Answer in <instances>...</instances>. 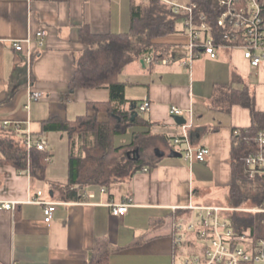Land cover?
<instances>
[{
    "label": "crops",
    "instance_id": "obj_1",
    "mask_svg": "<svg viewBox=\"0 0 264 264\" xmlns=\"http://www.w3.org/2000/svg\"><path fill=\"white\" fill-rule=\"evenodd\" d=\"M130 3L0 0V124L17 122L35 136L50 139L51 132H42L43 121H73L88 113L87 103L107 101V89L68 86L76 58L86 49L79 34L83 26L92 34L125 32ZM39 30L45 31L41 45L36 39ZM27 37L33 41L16 52L13 42ZM158 42L170 46L168 53L179 58L189 37L183 29ZM118 80L125 83L126 98L138 101L136 109L148 122L140 125L143 140L149 142L143 150L146 170L107 186L85 185L80 189L82 199L68 200L61 192L66 171L50 175L46 170L44 179H37L27 169L16 170L3 162L0 152V264H88L101 245L109 246L108 264H183L184 256L198 250L193 232L178 241L184 231L177 226L198 222L190 205L222 207L216 201L224 191L229 197L233 130L252 122L247 107L240 103L227 107L220 93H252L255 108L264 117V62L254 67L237 49L220 50L216 58L202 54L188 67L135 59L124 66ZM30 89L42 97L29 100ZM144 100L149 107L141 112L138 106ZM172 106L182 110L186 128L174 121ZM98 119L106 120L105 113ZM185 134L194 147L209 149L206 160L189 163L182 155L167 156L170 149H183L184 144L174 145L173 138ZM156 150L164 155L152 158ZM46 151L50 152L48 141ZM37 191H42L43 199L60 202L48 223L43 206L27 201ZM128 199L125 214H112L111 204ZM6 201L15 204L3 208Z\"/></svg>",
    "mask_w": 264,
    "mask_h": 264
},
{
    "label": "trees",
    "instance_id": "obj_2",
    "mask_svg": "<svg viewBox=\"0 0 264 264\" xmlns=\"http://www.w3.org/2000/svg\"><path fill=\"white\" fill-rule=\"evenodd\" d=\"M194 1L207 15L219 39L224 28L215 22L220 10L218 0ZM261 1L264 20V0ZM181 16L158 0H131L127 31L92 34L87 26L81 28L79 38L86 49L76 58L68 86L71 90L107 89L109 99L87 103L88 113L73 121L49 119L42 123V132L63 131L67 134V183L61 189L66 199L80 200L83 197L80 189L85 185L107 186L132 177L147 164L141 146L144 132L134 133L129 143H113L116 134L124 133L134 125L148 123L136 109L138 101L126 98L125 83L118 80V74L135 59H144L151 53H167L170 46L158 40L177 31L175 22ZM220 94L225 97L227 107L233 103L247 107L252 121L249 127L234 129L232 133L229 207H246L242 205L246 202L255 207L264 202V177L250 178L244 159L258 149L257 136L264 130V117L256 110L252 93L223 90ZM100 113H105L106 120L98 119ZM0 152L1 160L16 170L27 169L31 177L44 179L50 153L34 147L28 151L23 133L0 124ZM52 186L60 185L53 182ZM222 214L238 233L253 239L264 238L263 213L228 211ZM109 252L108 245L98 246L88 264H108Z\"/></svg>",
    "mask_w": 264,
    "mask_h": 264
},
{
    "label": "built area",
    "instance_id": "obj_3",
    "mask_svg": "<svg viewBox=\"0 0 264 264\" xmlns=\"http://www.w3.org/2000/svg\"><path fill=\"white\" fill-rule=\"evenodd\" d=\"M169 6L174 14H181L184 31L189 37V43L185 54L177 57L171 53H151L144 58L149 64L168 65L179 63L188 67L191 63L206 54L210 58H216L220 50L237 49L250 65L256 67L264 62V20L261 0H218L220 10L216 16L217 26L224 28V33L217 38L213 32L207 15L199 8L194 0H158ZM45 36L44 30L36 33L39 45ZM33 38L15 40L13 48L16 52L23 49V44H30ZM31 88V87H30ZM42 97V93L36 90L29 91V100L36 101ZM149 102L144 100L139 106V111H146ZM171 115H181L182 110L175 106L170 108ZM3 128L14 129L17 133L24 134V144L29 151L36 148L39 151L47 150V140L42 136H35L28 127L21 128L20 123L3 121ZM187 127V122L182 125ZM258 149L249 153L244 159L245 170L250 178L264 177V130L257 136ZM173 144H184L181 152L183 158L192 163L203 162L210 151L207 147H194L190 143L187 134L173 138ZM143 170H146L145 168ZM42 191H37L36 196L28 198L30 203H38L43 206L44 221L50 222L52 213L58 203L42 198ZM84 195V192L81 193ZM130 199L119 204H111L112 214L123 215L127 212ZM15 202L6 201L1 204L3 208L11 209ZM197 214L198 222H190L178 225L180 231L193 232L200 242L198 250L190 256L182 258L183 264H264V238H249L245 233H238L230 221L220 213L228 211L263 213L264 202L255 207H202L188 206ZM264 223V218L262 220ZM183 234L178 241H183ZM182 238V239H181ZM201 251V253H200Z\"/></svg>",
    "mask_w": 264,
    "mask_h": 264
},
{
    "label": "rangeland",
    "instance_id": "obj_4",
    "mask_svg": "<svg viewBox=\"0 0 264 264\" xmlns=\"http://www.w3.org/2000/svg\"><path fill=\"white\" fill-rule=\"evenodd\" d=\"M135 1H138V0H135ZM128 28H126L125 31H127ZM175 28H176V30H179V31L184 29L183 19L181 17L176 20ZM172 53L173 52H171V54ZM126 93L129 94V91ZM141 117L145 118V116L143 114H141ZM142 130H143V128L140 125H134L132 127H129L128 129H126V131L124 133L116 134L113 138V143L115 145H121V144L129 143L133 137V134L135 132L138 133ZM46 140L49 143L50 157L47 161L45 170H47L50 173V175L51 174L63 175L64 171L67 172V157H68L67 135L63 131H60V132L59 131H52L50 139L46 137ZM148 143L145 140H143V143L141 144V146L143 147V150H144V147L148 145ZM145 150H146V147H145ZM143 156H144L145 161H146L148 159V157H146L145 155H143ZM151 157L152 158L156 157V154L154 156H151ZM216 203H218L222 207H226V206L229 207L230 206L227 191L221 192V194H219V199L216 201ZM242 205L246 206V207H252V204L250 202H246ZM222 213H224V212H222ZM183 228H184V225H183ZM186 236H187L186 231H184L183 236H182L183 239L186 238ZM200 245H201L200 242H198L197 248ZM193 253H194V251L189 253V254L192 255ZM200 253H201V251H200Z\"/></svg>",
    "mask_w": 264,
    "mask_h": 264
},
{
    "label": "water",
    "instance_id": "obj_5",
    "mask_svg": "<svg viewBox=\"0 0 264 264\" xmlns=\"http://www.w3.org/2000/svg\"><path fill=\"white\" fill-rule=\"evenodd\" d=\"M143 61V60H141ZM173 119L174 121L179 124V125H182V124H185L186 123V119L181 116V115H174L173 116ZM156 155L161 157L164 155V152L163 151H160V150H156ZM168 157H179L181 156V153L177 150H174V149H170L169 153L167 154ZM52 194V192H50V195Z\"/></svg>",
    "mask_w": 264,
    "mask_h": 264
}]
</instances>
